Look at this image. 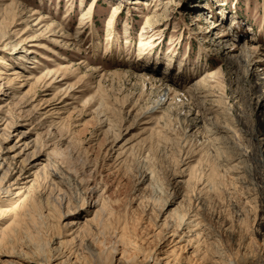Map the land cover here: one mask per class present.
Masks as SVG:
<instances>
[{"label":"rangeland","instance_id":"374dc122","mask_svg":"<svg viewBox=\"0 0 264 264\" xmlns=\"http://www.w3.org/2000/svg\"><path fill=\"white\" fill-rule=\"evenodd\" d=\"M11 2L19 9L3 14ZM0 5V83L8 85L0 109L64 176L77 203L95 188L92 196L102 195L108 209L110 232L124 229L145 249L156 242L152 218L161 207L178 213L192 204L214 228L209 242L224 247L237 264H264L262 212L253 207L246 212L244 205L259 188L257 164L247 155L260 158L258 147H264L250 131L264 115V0H0ZM159 5L157 22L149 21ZM51 23L66 36L65 44L48 42ZM27 43L34 46L23 57L19 47ZM252 46L256 65L246 67ZM231 57L235 63L228 65ZM182 67L187 76L181 78ZM142 70L148 79L139 78ZM54 71L45 88L39 78ZM206 72H219L212 93L188 96L186 89ZM20 137L17 130L7 142L0 140V155L14 160L18 148L6 149L18 146ZM234 163L237 169L230 168ZM180 171L188 176L177 177ZM92 205L89 197L83 217L92 214ZM37 221L36 241L48 233L45 219ZM110 236L102 249L114 245L118 253ZM99 248L86 241L76 264H98Z\"/></svg>","mask_w":264,"mask_h":264},{"label":"bare ground","instance_id":"6f19581e","mask_svg":"<svg viewBox=\"0 0 264 264\" xmlns=\"http://www.w3.org/2000/svg\"><path fill=\"white\" fill-rule=\"evenodd\" d=\"M11 3V8L4 9V12H2L3 14L9 12L10 9L13 10L17 7L19 9L16 3ZM116 9L117 7L113 8V10ZM160 9H162L160 5L157 6L154 9V16L148 20L157 22L156 20L159 15L155 11ZM1 11H3V9ZM23 12L20 8L19 13ZM32 13L35 14L36 11ZM42 18L44 17H41L39 20H42ZM80 20H83L82 15L80 16ZM231 22H233V20ZM53 24L54 23H51L47 26V35L50 37V39H47L48 42L52 44L63 42V44H65L66 40H64V38L66 36L55 30V28L50 27ZM113 24V16H111L107 25L112 27L108 31V33L112 35L115 34ZM213 26H215V24H213ZM226 30L227 29L218 33V38L223 37L227 32ZM8 43L10 42H4V45ZM18 44V41L16 44L11 43L13 48ZM33 46L34 44H21L19 48H24L22 56L26 57L27 52H29L25 50V48H31ZM111 48L112 47L108 48L110 52L113 51ZM229 48L232 50L233 46ZM252 48H254L252 49V54H249L248 58L243 60L246 67H253L256 65L257 60H255V53L257 54L258 51L255 46H252ZM144 54V49L142 47L139 48L138 58L141 59V55ZM232 57L231 59H225L228 65H233L235 63L233 59L235 57ZM236 58H238L237 55ZM166 61L168 65L172 62L169 57L166 58ZM62 68H68V66ZM182 69L184 75H180L181 78L185 77V74L187 76V68L182 67ZM250 69L251 68H249V71ZM145 71L147 70H142L139 78L144 80L148 79L147 76L149 74ZM56 73L57 71L48 72L39 78L45 88L50 86V81L53 80L52 77H54ZM114 73L118 72H113L111 74ZM218 73L219 72L216 74H209L206 72L202 80H195V84L186 89L188 96L196 98L199 96L198 93L206 91L212 93L209 91L215 88V78ZM64 78L65 77L62 76L61 79H59L60 82L64 80ZM154 79H160V77L156 76ZM6 86L0 83V95H7ZM166 90L169 91V93L173 91L171 87L166 88ZM204 109L209 110L206 108ZM260 121L261 123L257 126H253L250 131L251 137L261 142L264 141V115L260 118ZM204 127L205 130L210 133V128H206L207 126L205 125ZM17 130L19 135L22 136L20 137L18 146L12 145L6 149L9 152L10 150L13 151L15 148H18L14 160L11 156L10 159L0 155V264H43L42 261H47L46 264H50V261L56 262L55 264H76L79 256L78 253L81 251L82 247L85 246L86 241L96 242L98 246L100 245V250L96 252L98 264H237L236 259L232 260V256L229 252L225 251L224 247L219 249L216 247L215 242H209L211 241L209 240V236L212 234L214 228L212 229L208 223L202 220L197 210L195 209V211L192 207V204L187 205L185 209L180 208L181 210L178 213H175L174 210L165 212L163 207H161L160 210L158 209L159 211L154 216L155 218H152V224L155 227L156 242L148 249L143 248L141 242L131 240L124 229L116 234L111 233L109 230V223L107 222V218H105L108 209L103 201L102 195L100 196L98 194L92 196L93 193L96 192L95 188H92L89 191L88 197H81V201L77 203L72 195L68 194V185L66 184L67 182L64 176H62L55 167L49 164L47 158H42L43 155L37 150L35 143L27 139V133L23 130L19 131L17 125L9 120L0 109V140L4 143L7 142L11 133L17 132ZM257 153L260 155V158H256L257 156L254 157L252 154L247 156L257 164L256 167L258 170L255 173L256 179L258 180L256 183L259 188L255 189L257 192L249 199L250 203L246 201L244 205L248 204V206H246L248 208H245V210H250V208L253 207L256 211L262 212L261 217L259 216V223H261V227L264 229V147L259 146ZM17 158H19V160L16 161L15 159ZM237 167L235 163L230 166V168L233 169H237ZM13 170L17 171L16 175L15 172L13 174ZM184 175L187 177L188 173L185 174L184 171H180V175L178 174L177 177ZM82 178H84V176ZM82 180L83 179L80 181ZM176 182L180 184L183 183V185L185 184L183 181ZM199 184L200 183H198L197 186ZM258 193L263 195V197H260L261 200L259 203ZM89 197L90 201L93 202L92 214L83 217L82 212L84 211L82 208L85 207ZM246 212L248 211L246 210ZM42 219L46 221L45 226L48 233L46 237L36 241L38 237V235H36L38 226L37 220ZM111 234L115 242L121 248L118 253L114 245L109 246L108 251L102 249V246L106 244L104 238ZM215 235L216 233H213V236ZM114 251H116V253ZM90 255H92V253ZM70 257L75 259L71 261Z\"/></svg>","mask_w":264,"mask_h":264}]
</instances>
